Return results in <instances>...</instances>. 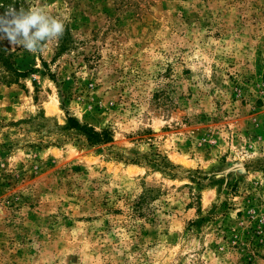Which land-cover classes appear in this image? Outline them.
<instances>
[{
    "label": "rangeland",
    "instance_id": "rangeland-1",
    "mask_svg": "<svg viewBox=\"0 0 264 264\" xmlns=\"http://www.w3.org/2000/svg\"><path fill=\"white\" fill-rule=\"evenodd\" d=\"M35 4L68 43L0 40V264H264V0Z\"/></svg>",
    "mask_w": 264,
    "mask_h": 264
},
{
    "label": "clouds",
    "instance_id": "clouds-1",
    "mask_svg": "<svg viewBox=\"0 0 264 264\" xmlns=\"http://www.w3.org/2000/svg\"><path fill=\"white\" fill-rule=\"evenodd\" d=\"M67 18L51 15L39 4L27 10L15 6L0 14V40L31 53L43 52L47 44L63 36Z\"/></svg>",
    "mask_w": 264,
    "mask_h": 264
},
{
    "label": "trees",
    "instance_id": "trees-1",
    "mask_svg": "<svg viewBox=\"0 0 264 264\" xmlns=\"http://www.w3.org/2000/svg\"><path fill=\"white\" fill-rule=\"evenodd\" d=\"M68 43V34L66 32L56 41L57 53L63 51ZM0 73L1 79L4 83H17L20 78L24 76V72L19 71L14 64L12 53L8 52L2 45H0ZM69 122L78 126V122L73 118H69ZM87 134V139L90 142H107L111 140L110 135L105 132H97L92 128L82 127Z\"/></svg>",
    "mask_w": 264,
    "mask_h": 264
}]
</instances>
